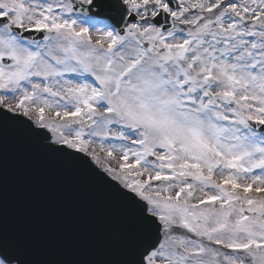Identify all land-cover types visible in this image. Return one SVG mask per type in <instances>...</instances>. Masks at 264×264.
Here are the masks:
<instances>
[{
    "label": "snow or ice",
    "instance_id": "6c2138e0",
    "mask_svg": "<svg viewBox=\"0 0 264 264\" xmlns=\"http://www.w3.org/2000/svg\"><path fill=\"white\" fill-rule=\"evenodd\" d=\"M10 161L94 190L105 253L10 224ZM0 264H264V0H0Z\"/></svg>",
    "mask_w": 264,
    "mask_h": 264
},
{
    "label": "water",
    "instance_id": "95a60500",
    "mask_svg": "<svg viewBox=\"0 0 264 264\" xmlns=\"http://www.w3.org/2000/svg\"><path fill=\"white\" fill-rule=\"evenodd\" d=\"M73 185L77 190L73 191ZM6 198L10 224L37 232L47 256L105 253L99 197L94 190L10 161Z\"/></svg>",
    "mask_w": 264,
    "mask_h": 264
}]
</instances>
